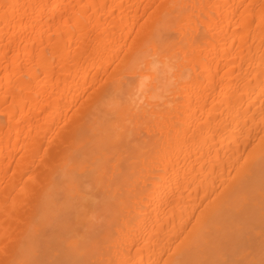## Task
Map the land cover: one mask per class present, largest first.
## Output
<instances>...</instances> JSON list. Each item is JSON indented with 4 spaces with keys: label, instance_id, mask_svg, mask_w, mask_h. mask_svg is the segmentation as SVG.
Wrapping results in <instances>:
<instances>
[{
    "label": "bare ground",
    "instance_id": "obj_1",
    "mask_svg": "<svg viewBox=\"0 0 264 264\" xmlns=\"http://www.w3.org/2000/svg\"><path fill=\"white\" fill-rule=\"evenodd\" d=\"M0 264H264V0H0Z\"/></svg>",
    "mask_w": 264,
    "mask_h": 264
},
{
    "label": "clouds",
    "instance_id": "obj_2",
    "mask_svg": "<svg viewBox=\"0 0 264 264\" xmlns=\"http://www.w3.org/2000/svg\"><path fill=\"white\" fill-rule=\"evenodd\" d=\"M145 61L148 62V71L145 73L143 79L145 80H150L151 77V72L157 69L158 67L161 66L160 61L158 58L150 53H145ZM164 66L167 69L168 75L170 77L169 83H174L175 81V68L172 67L168 62H164Z\"/></svg>",
    "mask_w": 264,
    "mask_h": 264
},
{
    "label": "snow or ice",
    "instance_id": "obj_3",
    "mask_svg": "<svg viewBox=\"0 0 264 264\" xmlns=\"http://www.w3.org/2000/svg\"><path fill=\"white\" fill-rule=\"evenodd\" d=\"M114 94H116V95H121L122 93H120V92H117V93H114Z\"/></svg>",
    "mask_w": 264,
    "mask_h": 264
}]
</instances>
